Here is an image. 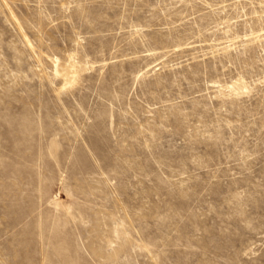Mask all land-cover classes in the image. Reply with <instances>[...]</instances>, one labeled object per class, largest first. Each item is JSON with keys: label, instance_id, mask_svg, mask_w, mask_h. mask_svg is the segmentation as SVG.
Segmentation results:
<instances>
[{"label": "rangeland", "instance_id": "374dc122", "mask_svg": "<svg viewBox=\"0 0 264 264\" xmlns=\"http://www.w3.org/2000/svg\"><path fill=\"white\" fill-rule=\"evenodd\" d=\"M0 264H264V0H0Z\"/></svg>", "mask_w": 264, "mask_h": 264}]
</instances>
